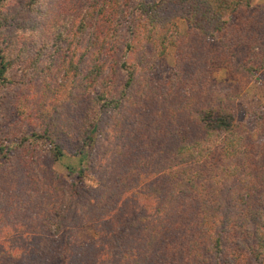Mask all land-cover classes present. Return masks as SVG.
<instances>
[{
	"label": "trees",
	"instance_id": "1",
	"mask_svg": "<svg viewBox=\"0 0 264 264\" xmlns=\"http://www.w3.org/2000/svg\"><path fill=\"white\" fill-rule=\"evenodd\" d=\"M251 2L0 0V176L14 158L28 175L0 180L1 238L16 234L0 264H264V108L244 122L236 108L264 78ZM170 46L173 75L151 79ZM44 145L54 161L93 153L78 175L96 188L37 176L51 169Z\"/></svg>",
	"mask_w": 264,
	"mask_h": 264
},
{
	"label": "rangeland",
	"instance_id": "2",
	"mask_svg": "<svg viewBox=\"0 0 264 264\" xmlns=\"http://www.w3.org/2000/svg\"><path fill=\"white\" fill-rule=\"evenodd\" d=\"M138 1L139 0H131L132 7ZM144 1L150 2L152 0H144ZM251 5H252V8L264 12V0H252ZM129 16L130 15H125V16L120 15L118 19V23H121V20H125L127 22L128 20L131 21V18ZM176 23L178 26V32L180 34H183L187 28L186 22L182 19H176ZM85 44H86V40H83L80 43L77 56H80L81 52L85 48ZM244 53H245V49L243 48L236 52V62H235L236 65L241 63ZM128 56L130 55L127 53V57ZM85 58H86V55H85ZM103 58H105L104 55H103ZM174 61H175L174 47L170 46L166 50L164 55H162L158 60H156L153 63L151 70L148 72L149 77L153 80L166 81L173 75V68H174V63H175ZM86 65H87L86 59H84L81 62L82 71L86 70V67H87ZM212 78L214 79L213 80L214 84L220 90H229L234 85V81L229 77L227 71L221 67L213 69ZM7 103H8L6 105L7 107H5V109H3L2 111L6 112L8 117H10L11 115H13V112L7 111V110H12V107H11L9 100L7 101ZM236 108H237V119L242 122L248 120L251 113H258L262 111V109L264 108V78L262 75L257 73V74H253L250 76V78L248 79V84L246 88L243 90L242 94L239 96L237 100ZM16 134H19V132L16 131V133L12 135L11 137H9V139L14 138ZM12 140L13 142H11V146L13 147L15 145V141L14 139ZM8 142L10 141L8 140ZM48 149L49 148L46 145H44L45 158L47 160H50V162H52L50 165L51 169L47 173L48 175L47 174L41 175L42 173H37V176H43L47 180L53 181V183L60 188L61 186H65V184L67 185L68 183L71 185L72 187L71 190H73V192L77 190L78 192H80L81 195L86 194L85 191L87 190V188H90V187L96 188L97 183L94 180L93 175L91 173H85L87 174L86 177L78 175L82 167L88 164V161L92 158L91 156L93 155V153L89 154V157L87 158L85 156L82 157V155L72 156L66 153L62 155V157L54 161V160L49 159V156H47L46 151ZM7 164H8L7 168H10V169H6L2 172L0 176V180L5 179L6 181L9 179L15 182L17 177L18 179H21V180L27 177V180H28V175H25L24 178H22V176L20 175L23 172V169L19 166L16 158L10 159V161ZM13 169L16 170V173L15 171H13ZM30 176H33V175H30ZM2 206H4V208L7 210L10 209L8 207L7 201L0 200V207ZM2 226L3 224L0 222V246L3 243V241L6 239L5 237L10 236L11 238V235L9 234L1 238L2 237L1 235ZM4 228H3V232L5 233L6 229ZM10 231L13 232L14 230L12 229ZM80 231H81L80 232L81 239H89L93 236V233L88 228H84ZM10 234H13V233H10ZM63 234L64 232L60 234L59 236L60 242L56 244L57 246L56 251L59 250L60 243L64 239ZM15 235L16 234L12 235L13 237L11 238V240L16 239L14 238Z\"/></svg>",
	"mask_w": 264,
	"mask_h": 264
}]
</instances>
